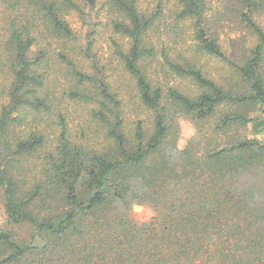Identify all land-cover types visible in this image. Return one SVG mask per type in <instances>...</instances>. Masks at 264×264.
<instances>
[{
  "label": "trees",
  "instance_id": "trees-1",
  "mask_svg": "<svg viewBox=\"0 0 264 264\" xmlns=\"http://www.w3.org/2000/svg\"><path fill=\"white\" fill-rule=\"evenodd\" d=\"M263 110L264 0H0V264H264Z\"/></svg>",
  "mask_w": 264,
  "mask_h": 264
},
{
  "label": "rangeland",
  "instance_id": "rangeland-1",
  "mask_svg": "<svg viewBox=\"0 0 264 264\" xmlns=\"http://www.w3.org/2000/svg\"><path fill=\"white\" fill-rule=\"evenodd\" d=\"M72 26L74 29L80 31L81 34H85L87 32L88 26L83 22V20L78 17L77 15H72L69 17ZM224 32H229L232 34V36L235 35H243L246 30L241 29L240 26L234 22L230 21L227 24V27L224 26ZM98 40V46L99 47V52L102 55L103 58H107L110 55V39H109V34H103V36L99 37L97 36ZM214 65L216 63H213ZM261 116L258 120L250 123L248 125L247 129V134L249 137H255L258 138L262 141H264V110L260 111ZM181 133L184 139L190 138L194 134V126L191 122L189 121H181ZM183 139V140H184ZM133 215L139 220L147 221L153 216V212L149 207H146L144 205H136L134 206L133 209ZM6 223V214H5V208H4V203L0 197V226L3 227L5 226Z\"/></svg>",
  "mask_w": 264,
  "mask_h": 264
}]
</instances>
